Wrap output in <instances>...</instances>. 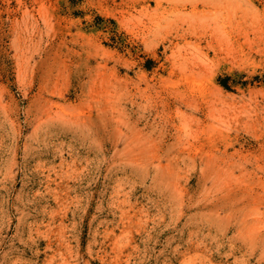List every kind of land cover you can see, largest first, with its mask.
Returning a JSON list of instances; mask_svg holds the SVG:
<instances>
[{"label": "rangeland", "instance_id": "obj_1", "mask_svg": "<svg viewBox=\"0 0 264 264\" xmlns=\"http://www.w3.org/2000/svg\"><path fill=\"white\" fill-rule=\"evenodd\" d=\"M0 264H264V0H0Z\"/></svg>", "mask_w": 264, "mask_h": 264}]
</instances>
